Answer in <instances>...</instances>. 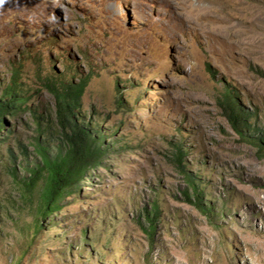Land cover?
Segmentation results:
<instances>
[{"label":"rangeland","instance_id":"rangeland-1","mask_svg":"<svg viewBox=\"0 0 264 264\" xmlns=\"http://www.w3.org/2000/svg\"><path fill=\"white\" fill-rule=\"evenodd\" d=\"M14 70L27 108L4 118V161L16 140L32 153L33 108L54 119L49 76L87 79L79 115L116 148L36 232L35 192L1 168L0 264H264V0H4L0 95ZM226 89L262 152L219 106ZM184 173L205 210L186 202Z\"/></svg>","mask_w":264,"mask_h":264},{"label":"trees","instance_id":"trees-1","mask_svg":"<svg viewBox=\"0 0 264 264\" xmlns=\"http://www.w3.org/2000/svg\"><path fill=\"white\" fill-rule=\"evenodd\" d=\"M11 82L3 87L0 95V143L7 142V136L11 132L7 128L5 116H15L23 111L25 98L22 96V89L18 84L19 77L17 70L13 71ZM55 76L45 78L49 91L55 96L54 119L44 121V117L35 108L32 111L31 124L35 126L34 135L29 138V145L32 146V153L16 140L12 149L6 145L8 161H4L0 154V169L11 176L18 186L23 187L28 193L36 195L37 207L35 221L33 223L36 232L39 225L37 218H44L49 212L55 210L57 202L67 194L76 190L78 185L84 181L85 174L97 167L103 156L116 148L114 140L112 143H105L104 133L97 124L86 123L80 117V98L86 85L87 79L78 83H65L64 77L56 79ZM219 106L226 115L232 128L241 140L250 142L262 152L261 127L258 123L252 124V114L245 115L238 108L235 96L229 90H225L219 101ZM27 108V107H25ZM31 109V108H30ZM28 110V109H27ZM44 123H46L44 125ZM6 131L5 133H2ZM45 135L42 140L41 136ZM51 146L53 147L51 149ZM112 148V149H111ZM119 148V147H118ZM117 148V150H118ZM21 157V161H17ZM184 152L176 146L172 151L170 161L179 172H185L182 165ZM29 156L34 157L30 164H26ZM25 161V163H24ZM4 162V165H1ZM15 164L23 168L24 175L17 173ZM0 172H2L0 170ZM185 174V181L191 187L192 194L184 191L186 202L205 210L201 205L202 192L197 188L196 180L188 173ZM159 217V207L156 202L151 204V210L145 212L147 228L142 230L151 236L154 223ZM34 232V233H35Z\"/></svg>","mask_w":264,"mask_h":264},{"label":"clouds","instance_id":"clouds-1","mask_svg":"<svg viewBox=\"0 0 264 264\" xmlns=\"http://www.w3.org/2000/svg\"><path fill=\"white\" fill-rule=\"evenodd\" d=\"M4 3V0H0V4H3Z\"/></svg>","mask_w":264,"mask_h":264}]
</instances>
